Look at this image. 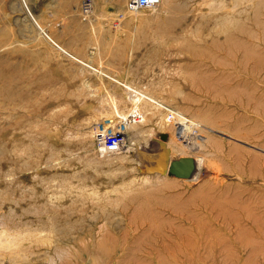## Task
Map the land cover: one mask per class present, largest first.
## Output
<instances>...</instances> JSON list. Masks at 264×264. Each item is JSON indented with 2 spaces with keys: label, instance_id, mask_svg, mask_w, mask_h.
<instances>
[{
  "label": "rangeland",
  "instance_id": "obj_1",
  "mask_svg": "<svg viewBox=\"0 0 264 264\" xmlns=\"http://www.w3.org/2000/svg\"><path fill=\"white\" fill-rule=\"evenodd\" d=\"M84 1L0 0V264H264V0ZM159 130L198 179L139 173Z\"/></svg>",
  "mask_w": 264,
  "mask_h": 264
},
{
  "label": "water",
  "instance_id": "obj_2",
  "mask_svg": "<svg viewBox=\"0 0 264 264\" xmlns=\"http://www.w3.org/2000/svg\"><path fill=\"white\" fill-rule=\"evenodd\" d=\"M157 137L134 153L135 159L140 163L139 173L143 176L169 175L177 179L191 180L198 172L195 158L190 156L170 158V152L165 147L168 135L159 133Z\"/></svg>",
  "mask_w": 264,
  "mask_h": 264
},
{
  "label": "bare ground",
  "instance_id": "obj_3",
  "mask_svg": "<svg viewBox=\"0 0 264 264\" xmlns=\"http://www.w3.org/2000/svg\"><path fill=\"white\" fill-rule=\"evenodd\" d=\"M173 1V2H172ZM159 4H161L162 6L165 7V11L168 12V14H170V18L166 21V23H170L173 27H177L180 23L179 21L180 20H187L189 18V13L188 11L185 10V7H187V0H179V1H176V0H155V4L152 8L158 6ZM139 11V10H138ZM83 12V11H82ZM84 13V12H83ZM165 13V12H164ZM85 14V13H84ZM89 13L85 14L86 16L88 15ZM169 16V15H168ZM180 30H185L186 27H179ZM195 32V31H194ZM190 34V33H189ZM243 54V53H242ZM123 86H125L126 89H129V95L127 96L128 98V101L131 102L132 104V107L130 109V111L128 113H121L120 114V117L119 119L120 120H116L113 124H111V127L113 126V129L111 132L113 131H119L120 133H122L123 135H125V132H123V129H127L128 126L132 125V129L135 128L137 126V124H139L137 122V120H142L141 123H143V119H142V115L140 113V105H141V102L142 101H152L154 103H158L156 101H154L151 97H149L148 95H146L144 92H141V91H136V90H131V88L126 84V83H122ZM214 91V90H213ZM127 93V92H126ZM159 105V104H158ZM162 105V104H161ZM160 106V105H159ZM173 112V111H172ZM171 114L174 116V120H177V119H180L179 116H177V114H179L178 112H173ZM130 114H132V119L130 117ZM189 120V119H187ZM189 122V121H188ZM117 123L119 124V126H115V124L117 125ZM172 123V122H171ZM192 124V123H191ZM183 125V124H182ZM115 126V128H114ZM118 127V128H117ZM181 129V127H180ZM208 129V128H207ZM163 130H159V131H151V133L149 134L151 136V138L153 137H156L157 139V136L160 133H166L168 135L167 137V140L165 141V147L168 149V146H167V142L168 140L170 139L169 138V134L167 131H164V132H161ZM106 132V129H102L99 131V133H105ZM215 133V132H214ZM138 134V133H137ZM148 135V136H149ZM191 135V134H190ZM189 135V136H190ZM193 135V134H192ZM191 135V136H192ZM190 136V137H191ZM220 136V135H219ZM188 137V136H187ZM126 138V137H125ZM149 138V139H151ZM229 138V137H228ZM232 138V137H231ZM230 141V140H229ZM131 137H128L126 138V148L127 147H132L131 146ZM133 145V144H132ZM142 146H145V145H142ZM142 146L140 147H137L135 150L137 153L138 152V149L141 150ZM124 147V148H125ZM170 152V151H169ZM256 156V155H255ZM170 158H171V152H170ZM196 162H197V165H198V172L195 174V176L191 179V180H196L198 179L199 177V172H200V159L198 158H195ZM138 162V161H137ZM140 164V163H139ZM218 170V169H217ZM182 180V179H181ZM189 180V181H191Z\"/></svg>",
  "mask_w": 264,
  "mask_h": 264
},
{
  "label": "built area",
  "instance_id": "obj_4",
  "mask_svg": "<svg viewBox=\"0 0 264 264\" xmlns=\"http://www.w3.org/2000/svg\"><path fill=\"white\" fill-rule=\"evenodd\" d=\"M155 4V0H126V7L132 10L151 9ZM91 4L89 0H85L81 6V10L89 13ZM171 113L166 115L165 121L168 124L174 121ZM95 145L104 153H120L124 151L126 139L119 131H108L105 133H97L95 135Z\"/></svg>",
  "mask_w": 264,
  "mask_h": 264
}]
</instances>
